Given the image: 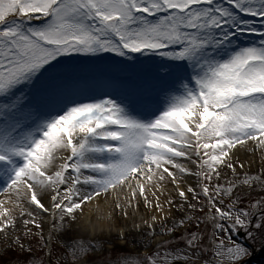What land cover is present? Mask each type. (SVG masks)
Returning <instances> with one entry per match:
<instances>
[{"label": "snow or ice", "instance_id": "snow-or-ice-1", "mask_svg": "<svg viewBox=\"0 0 264 264\" xmlns=\"http://www.w3.org/2000/svg\"><path fill=\"white\" fill-rule=\"evenodd\" d=\"M0 241L5 264L264 252V0H0Z\"/></svg>", "mask_w": 264, "mask_h": 264}, {"label": "rangeland", "instance_id": "rangeland-1", "mask_svg": "<svg viewBox=\"0 0 264 264\" xmlns=\"http://www.w3.org/2000/svg\"><path fill=\"white\" fill-rule=\"evenodd\" d=\"M0 244H2V241H0ZM129 249H131V245L128 246ZM16 253L13 251H9L6 256L3 258H0V264H5V261L11 260L15 257ZM250 264H264V252H257L250 261Z\"/></svg>", "mask_w": 264, "mask_h": 264}]
</instances>
